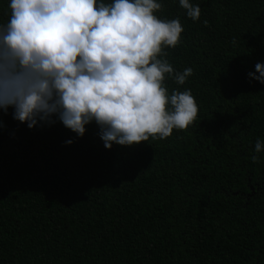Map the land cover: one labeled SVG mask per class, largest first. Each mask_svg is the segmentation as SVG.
Returning a JSON list of instances; mask_svg holds the SVG:
<instances>
[{"label": "trees", "instance_id": "1", "mask_svg": "<svg viewBox=\"0 0 264 264\" xmlns=\"http://www.w3.org/2000/svg\"><path fill=\"white\" fill-rule=\"evenodd\" d=\"M157 2L184 29L165 58L193 69L164 85L191 90L197 119L107 149L95 122L78 137L0 112V264H264V84L248 76L264 63V0H190L197 21Z\"/></svg>", "mask_w": 264, "mask_h": 264}, {"label": "clouds", "instance_id": "2", "mask_svg": "<svg viewBox=\"0 0 264 264\" xmlns=\"http://www.w3.org/2000/svg\"><path fill=\"white\" fill-rule=\"evenodd\" d=\"M179 4L199 20V5ZM8 7L0 23V112L11 107L29 129L56 117L78 137L95 122L107 149L163 140L197 119L191 90L169 93L164 85L166 78L185 84L193 69L175 71L165 58L184 29L178 18L154 14L163 10L157 0H10ZM255 69L249 78L264 84V63Z\"/></svg>", "mask_w": 264, "mask_h": 264}]
</instances>
